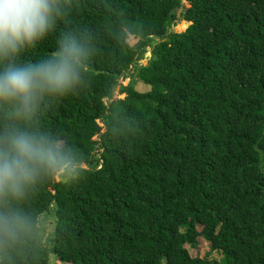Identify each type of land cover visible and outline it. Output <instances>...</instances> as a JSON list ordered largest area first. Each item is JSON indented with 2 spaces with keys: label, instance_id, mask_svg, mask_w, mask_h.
<instances>
[{
  "label": "trees",
  "instance_id": "1",
  "mask_svg": "<svg viewBox=\"0 0 264 264\" xmlns=\"http://www.w3.org/2000/svg\"><path fill=\"white\" fill-rule=\"evenodd\" d=\"M178 9L187 25L171 32ZM63 11L19 59L47 58L68 34L86 43L80 83L45 96L35 119L71 150L78 178L26 191L14 207L30 223L0 264H47L49 252L70 264H264V0H65ZM119 76L124 96L112 98ZM197 237L220 258L188 253Z\"/></svg>",
  "mask_w": 264,
  "mask_h": 264
},
{
  "label": "clouds",
  "instance_id": "2",
  "mask_svg": "<svg viewBox=\"0 0 264 264\" xmlns=\"http://www.w3.org/2000/svg\"><path fill=\"white\" fill-rule=\"evenodd\" d=\"M65 0H0V250L12 248L29 218L14 207L41 178H78L71 150L35 119L45 96L71 92L87 72L82 38L68 34L43 60L21 61L64 15Z\"/></svg>",
  "mask_w": 264,
  "mask_h": 264
},
{
  "label": "rangeland",
  "instance_id": "3",
  "mask_svg": "<svg viewBox=\"0 0 264 264\" xmlns=\"http://www.w3.org/2000/svg\"><path fill=\"white\" fill-rule=\"evenodd\" d=\"M183 2H184V0H182V4H183ZM186 25H187V22H185L179 18V9H178L176 11V15H175L173 21L171 22L169 31L180 32V31L184 30ZM158 41H159L158 39H152V41H150V44L153 46L154 44L158 43ZM130 42H133V39H130ZM147 49L149 50L148 47H147ZM147 49H146V52L138 60L139 64H144L146 62V57L149 54ZM127 81H128L127 77L119 76V78L117 79L118 84L114 87L113 92H112V98L124 96V94L118 93V85L119 84L124 85ZM130 82L132 83L133 88L137 91H144L147 88L145 85H143L139 80H137L133 76V73H132ZM105 100L106 99L104 98V101ZM53 221H54V217H53V214L51 212H44V213L40 214L38 217V221H37L38 236H39L40 243L46 249H48L49 246L51 245V242L48 239H51V236H52ZM195 246H196L195 251H193V249L191 247L186 246L188 253H190L192 255L195 252L198 256H205L209 259H215V260H218L220 258V255L217 252H215L214 250H211L210 244L207 241H205L204 239H202L201 237L196 238V245ZM47 264H70V263H63V262L58 261L54 257V255L51 252H49Z\"/></svg>",
  "mask_w": 264,
  "mask_h": 264
}]
</instances>
